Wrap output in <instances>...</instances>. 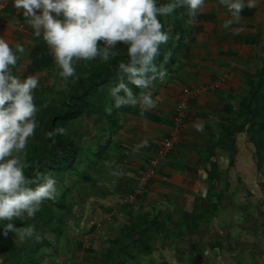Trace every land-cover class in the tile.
I'll return each mask as SVG.
<instances>
[{
	"label": "rangeland",
	"instance_id": "rangeland-1",
	"mask_svg": "<svg viewBox=\"0 0 264 264\" xmlns=\"http://www.w3.org/2000/svg\"><path fill=\"white\" fill-rule=\"evenodd\" d=\"M175 16L174 12L172 16L163 18L166 29L170 28ZM17 20L26 19L22 16ZM178 38V34L173 35L168 44L161 46L162 55L169 48L170 51L176 48ZM99 45L103 46V43L99 42ZM126 47L118 42L117 50L120 52L108 63L99 59L80 62L77 65L80 79L76 81L71 78L64 81L57 74L55 62H50L53 60L50 51L38 52L35 58L40 61L51 57L38 70H31L29 62L20 63L15 74L21 79L29 74L39 77V86L34 90L38 126L27 146L26 162L30 166L25 170L26 175L37 162L44 163L48 159L51 151V143L46 137L49 119L54 113L67 110L68 104L77 103L76 97L103 68L116 58L120 57L122 60L127 57ZM161 61L158 57L157 63ZM117 81L118 79H114L108 85L99 87L89 98L90 106L83 107L80 117L67 123H56V127L66 129L64 135L77 145L75 167L40 171L57 179L59 195L55 200H45L35 218L17 219L22 226L15 232L9 231V240H0V264L22 262L19 260L23 256L31 255L38 264H264L263 104L260 105V116L254 114L245 119V115L243 118V123H250V126L256 127V131L252 129L248 133L242 131L236 134L233 138L236 144L234 146L233 143L231 150L224 148L227 147L225 144L221 146L220 141L218 143V134L228 137L234 135L235 129L227 130L225 127L233 116L221 115L216 121L208 140L210 145L203 146L200 151V172L205 175L210 173V177L202 178L200 175L190 179L188 175L180 176L177 184L159 181L158 187L150 192L152 198L156 196L155 201L149 197L146 203L143 193L142 199L138 197L131 201L136 209L127 204L128 211L124 207L126 196H113L111 203L121 201L120 205L116 204L121 209L116 211L109 223L101 222L99 227H92L91 222L96 219L94 213L100 215L108 212L105 211L106 208L93 210V213L89 208L85 209L84 218H77L79 215L76 214L81 210V198L80 190L76 191L75 188L84 185L91 190L93 186V178H88L86 172L80 173L81 163L87 157L84 150L99 143L102 150L100 158L104 156L102 165H113L114 155L103 154L107 141L113 140L116 125L118 127L123 121V114L117 112L125 111V107H112L109 89ZM129 87L133 88L132 85ZM237 104L238 101L234 102V112L238 111ZM109 108L112 109L111 112L108 111ZM173 113L175 114V108ZM235 119L238 120L239 116ZM255 121L262 122L263 128L254 125ZM181 144L180 138L176 145ZM88 159H84L85 162ZM89 172L94 174L91 169ZM34 174L35 171L32 176ZM113 177L108 179L112 181L103 189L96 187V190L116 195L121 184L118 182L122 179ZM96 178L97 184L103 180V177ZM127 180H123V188L126 189L131 184ZM139 189L146 192V187ZM84 202L85 205L93 202L103 204L101 200L89 202L85 199ZM91 213L94 216L90 218ZM28 225L35 226L40 240L19 239L18 232ZM82 229L84 233H80Z\"/></svg>",
	"mask_w": 264,
	"mask_h": 264
},
{
	"label": "crops",
	"instance_id": "crops-1",
	"mask_svg": "<svg viewBox=\"0 0 264 264\" xmlns=\"http://www.w3.org/2000/svg\"><path fill=\"white\" fill-rule=\"evenodd\" d=\"M22 16L24 17L23 10L16 9L13 0L0 16V37L7 40L13 48L16 45L25 48L24 53L19 54L14 74L21 62H29L28 64L32 65L33 58L38 52L50 51L42 37L34 34L27 20H17ZM186 28L188 33L183 39L177 62L168 70L169 75L166 79L163 82L156 81L155 86L150 90L156 107L145 111L139 105L125 106V111L117 112L123 114V121L118 127L116 125L113 140L107 141L103 154L114 155L113 165L110 164L108 167L102 165L104 156L100 158L102 150L99 143L84 150L87 154L86 158L90 160L85 162L86 158L83 159L80 173L86 172L88 178L92 177L93 179H90L93 186L91 190L86 189L84 185L75 188L76 191L80 190L81 198L79 204L81 210L76 215L81 219L84 218L85 209L89 208L93 213V210L106 208L105 211L108 212H102L100 215L94 213L96 221L91 222L94 228V225L99 227L101 222L109 223L116 211L121 209V206L116 205H120L121 201L111 203L113 196L120 198L126 196L124 207L128 211L127 204L136 209V205L131 203L135 198L142 199L144 196V201L147 203L152 196L150 192L158 187L159 181L177 184L180 176L188 175L190 179L200 175L202 178L207 176L200 172V151L203 146H208L210 143L208 140L214 131L212 127L221 115L233 116L225 127L235 129L234 135L228 137L218 134V143L220 141L221 146L225 144L227 147L224 148L228 150H231L233 143L235 146L233 138L236 134L242 131L248 133L252 129L256 131V127L250 126V123L244 124L243 118L239 117L238 120L235 118L241 115L240 110L243 109L244 101L250 104L248 99L251 98L254 90L252 84H256V88L259 89L252 100L253 112L260 116V105H264V74L260 84L256 79L258 70L264 66V0H256V6L253 8H245L239 22H232L230 14L219 0H206L202 13L195 21L189 22ZM183 97L186 98L188 107L186 118L178 125L173 112ZM236 101H238V111L234 112L233 106ZM249 111L250 109L245 107V112ZM137 112L155 115L159 121L143 117ZM200 122L204 124L203 131H197ZM175 132L180 135L182 144L174 146L161 162L158 174L146 186L141 187L139 178L149 158L155 155L162 139ZM92 155L95 157L92 158ZM89 169L94 174L89 172ZM75 174H77L76 170ZM97 176L103 177L99 184L95 181L98 179ZM112 176L122 179L118 182L121 184L117 188L119 191L116 195L96 190V187L103 189L112 181L108 180L112 179ZM124 178L131 183L127 189L123 188ZM139 187H146V192ZM155 197V195L151 197L152 201H155ZM85 199L89 202L101 200L103 204L93 202L85 205ZM94 214L90 215V218ZM83 229L79 230L80 233H84L85 229ZM78 243L81 244L80 241Z\"/></svg>",
	"mask_w": 264,
	"mask_h": 264
},
{
	"label": "clouds",
	"instance_id": "clouds-1",
	"mask_svg": "<svg viewBox=\"0 0 264 264\" xmlns=\"http://www.w3.org/2000/svg\"><path fill=\"white\" fill-rule=\"evenodd\" d=\"M228 11L232 22H239L245 8L256 6V0H219ZM206 0H13L34 34L42 37L51 51L59 76L68 81L79 80L77 65L82 61L108 63L120 52L118 42L126 45L127 60L120 61V78L109 89L112 107L139 105L142 110L156 107L150 90L156 81L163 82L169 75L164 65L171 60V52L163 53L170 30H165L161 18L184 9L190 22L202 13ZM159 17V18H158ZM103 43V46L99 45ZM22 45L10 46L0 37V224L16 231L13 221L35 218L45 200L59 195L57 179L44 173L32 177L25 174L27 146L38 126L34 90L39 77L34 74L22 79L14 74ZM140 89L139 94L132 87ZM111 108L108 109L111 112ZM204 124L197 125L203 131ZM64 127L46 133L53 140L65 134ZM20 240H40L34 225L18 232Z\"/></svg>",
	"mask_w": 264,
	"mask_h": 264
},
{
	"label": "trees",
	"instance_id": "trees-1",
	"mask_svg": "<svg viewBox=\"0 0 264 264\" xmlns=\"http://www.w3.org/2000/svg\"><path fill=\"white\" fill-rule=\"evenodd\" d=\"M161 2H166V0H161ZM176 16L175 20L171 24L169 29H166L165 25L164 28L165 30H170V35H177L178 34V42L177 46L174 50L170 51V48L167 52H171V60L168 62V64L164 65L165 68L168 70L174 65L175 62H177V57L180 53L181 45L183 43V39L185 35L188 33L186 25L190 22L189 18L185 14L184 9H177L176 10ZM159 18V17H158ZM197 19V18H196ZM195 19V20H196ZM161 22L163 23V18H161ZM170 36V37H172ZM171 41V38H170ZM51 57L49 56L47 60H49ZM159 58L163 59V55H161ZM47 60H39L38 58H35L34 56V61L33 64L31 65L30 69L31 70H38L42 68L43 66L46 65ZM124 61L127 60V57L122 59ZM121 58H116V60L112 63H110L107 67L103 68L101 72H99L97 75H95V78L90 80L88 82V85L84 89V91L76 97L78 100L77 103H70L68 104L67 110L64 112H56L53 114V116L49 119L47 122V128L46 131H50L53 128H56V123H67L70 120L76 119L80 117V115L83 112V107L85 106H90V97L95 93V91L101 87L108 85L111 80L114 79H119L122 74H120L117 70V65L120 61H122ZM46 61V62H45ZM41 62V63H38ZM157 62V61H156ZM59 73V69H57V74ZM77 73L79 74V71L77 70ZM263 74H264V66L260 70H258L256 74V79L261 83L263 79ZM114 78V79H113ZM251 87H253V92L251 95V98L248 99V101L251 103H246V101L243 102L242 106L243 109L240 110L241 115H239L240 118H244L245 115L246 118H249L250 116H253L255 113L253 112V109L251 108L252 106V100L255 97V94L258 92V88H256V84H252ZM256 88V89H255ZM133 90L135 93H140L139 90L133 86ZM245 107L250 109L249 112H245ZM138 114H141L143 117L150 118L152 120L159 121V118L155 115L151 114H146V113H141L137 112ZM254 125H257L261 128H263V123L260 121H255ZM229 129V128H228ZM227 129V130H228ZM230 132V131H229ZM48 141L51 143V151L48 154V159L42 163V162H37L35 166L33 167L32 170L27 171V176L32 177V173L35 171V173L40 171L43 172H48L49 169H54L55 171L57 170H62V169H73L74 168V161L76 160L77 154H78V148L77 145L73 140L68 139L64 134L63 135H57L53 140L48 139ZM207 176L210 177V173H207ZM14 226L19 228L22 226V223L19 220H14L13 221ZM5 230L6 232H2ZM11 230H8L5 225L0 224V240L1 241H7L9 240L8 238V233ZM19 261L22 262H16L15 264H38V261L33 258V256H23Z\"/></svg>",
	"mask_w": 264,
	"mask_h": 264
},
{
	"label": "built area",
	"instance_id": "built-area-1",
	"mask_svg": "<svg viewBox=\"0 0 264 264\" xmlns=\"http://www.w3.org/2000/svg\"><path fill=\"white\" fill-rule=\"evenodd\" d=\"M10 2L11 0H0V16L8 7ZM187 107L188 104L185 97L181 98V100L175 106L174 119L178 125L183 122V119L186 116ZM179 136L180 135L177 132L172 133L169 136L164 137L159 143L155 155L149 159L145 169L141 172L139 178V184L141 187L146 186L148 182L158 174L161 162L163 161V159H165V157L170 153V151L179 141Z\"/></svg>",
	"mask_w": 264,
	"mask_h": 264
},
{
	"label": "water",
	"instance_id": "water-1",
	"mask_svg": "<svg viewBox=\"0 0 264 264\" xmlns=\"http://www.w3.org/2000/svg\"><path fill=\"white\" fill-rule=\"evenodd\" d=\"M205 176V175H204Z\"/></svg>",
	"mask_w": 264,
	"mask_h": 264
}]
</instances>
